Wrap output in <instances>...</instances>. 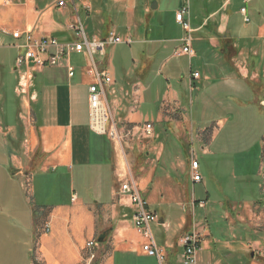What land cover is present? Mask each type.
Listing matches in <instances>:
<instances>
[{"label": "crops", "instance_id": "1", "mask_svg": "<svg viewBox=\"0 0 264 264\" xmlns=\"http://www.w3.org/2000/svg\"><path fill=\"white\" fill-rule=\"evenodd\" d=\"M182 9L187 10L183 18L189 23L191 59L174 55L186 36L175 20ZM77 22L89 40L104 39L112 32L132 40L130 45L106 47L104 56H93L97 68L112 80L104 87L106 104L111 97L115 106L125 107L120 123L113 126L124 139L136 140L130 152L119 151L107 135L90 128L88 89L93 78L87 53H71L55 67L36 70L29 94L15 93V60L25 50L24 39L15 40L11 34L30 32L36 39L67 43L74 40ZM13 51V62L5 66V53ZM67 66L74 69L72 77ZM191 73L199 78L191 80ZM156 80L167 94L156 122L166 130L183 126L188 132L179 89L172 90L173 84L183 89L217 82L234 99L251 97L252 103L264 108V99L259 98L264 89V0H0V87L13 83L18 101L15 123L0 114V264H159L142 253L144 239L132 221L135 206L118 192L120 182L127 181L125 152L131 159L143 151L142 166L151 173L135 185L147 211L155 216L147 196L151 187L163 191V184L179 189L183 184L177 174L178 156H168L165 163L157 135L138 140L144 137L141 127L153 125L141 124L137 109ZM197 137L209 144L212 132L199 131ZM260 151V197L250 206H223L230 213L225 220L229 224L225 231L230 233L220 249L214 235L200 228L196 264H257L249 262L248 249L254 244L264 251V231L252 230L249 212L259 210L264 201V136ZM237 224L259 237L250 247L242 241L243 247H234L237 231L232 226ZM184 228V218L175 224L160 218L157 237L151 227L164 255L162 264H180ZM90 241L97 244L93 260L85 251Z\"/></svg>", "mask_w": 264, "mask_h": 264}, {"label": "rangeland", "instance_id": "2", "mask_svg": "<svg viewBox=\"0 0 264 264\" xmlns=\"http://www.w3.org/2000/svg\"><path fill=\"white\" fill-rule=\"evenodd\" d=\"M79 16L83 19V13ZM120 38L123 39L121 36ZM14 56L15 51L11 54L5 53V66L7 61L13 62ZM1 66L5 68L4 65ZM193 68L204 76V73L195 65ZM210 76L219 78L218 75ZM176 85L173 84L172 90L179 89L177 92H179L181 107L184 110L187 134L184 133L183 126L178 127V131L173 127L166 130L164 124L156 122L162 100H165L167 96L160 80H156L150 85L151 87L145 93L143 103L137 109L141 124L146 121L153 122L152 136L157 135V143L163 147V161L168 162V156L176 154L180 160L179 163H181L177 167L179 168L177 173L179 181H183L180 189L178 186L163 184L164 190L159 191L160 186H152L151 192H148L147 195L148 202L158 220L163 218L175 224L184 218V233L194 228L201 241L200 228L206 227L219 241L217 249H220L221 245L229 238L228 234L230 233L225 231L226 226L229 227L225 220L230 213L223 206H250L261 195L259 172L260 144L264 136V108L252 103L251 97L249 99L245 97L234 99L224 89H221L217 82L206 83L203 85L204 87L198 84L188 85L183 89ZM169 92L171 91H167L168 94ZM259 94V98L264 99V89L260 90ZM106 107L109 111V123L112 126L114 124L117 126L120 123L118 118L126 112L124 105L115 106L110 97L109 106L106 104ZM17 110L18 101L13 92V83L10 88L0 87V114L6 115L8 122L15 123ZM203 130L208 133L212 132L209 144L206 141L202 142L197 137L198 132ZM118 137L114 139L109 137V139L119 151L121 148L128 152L132 151L136 140L131 138L128 141L121 135ZM145 139L149 138L141 136L138 140L141 143ZM125 154V164H128V167L124 166L127 171L125 180L138 184L139 180H143L147 173H151V169L142 166L145 161L143 151L139 153V156L131 157V159L128 158L126 152ZM192 158L199 165L198 173L201 177V182L196 184L190 180V169L188 172L186 169L187 166L190 167ZM262 169L264 179V166ZM249 213L252 230L257 234L263 232L264 201L259 210L253 209ZM155 226L156 224H152L151 227L157 237ZM243 227L238 224L232 226L237 231V240L234 241L235 248L243 247L241 241L250 247L254 240L259 238L252 236L251 231L247 228L243 229ZM248 250V254L249 252L252 254V259L249 262L264 264V251L261 253V250L259 251L254 244ZM200 251L201 249L197 252V256Z\"/></svg>", "mask_w": 264, "mask_h": 264}, {"label": "built area", "instance_id": "3", "mask_svg": "<svg viewBox=\"0 0 264 264\" xmlns=\"http://www.w3.org/2000/svg\"><path fill=\"white\" fill-rule=\"evenodd\" d=\"M247 1L249 0H245V2ZM3 2L8 3V0H3ZM58 6H63V2H58ZM186 11V9H182L175 15L177 24L180 25L186 33V36L181 40L182 45L174 52V55L187 56L191 59L193 57V51L189 45V23L183 18ZM241 13L243 14V21L247 23L248 18L245 14V9H241ZM73 29L75 31V39L67 43H60L54 38L43 37L36 39L30 32H14L11 34L12 38L15 40L21 38L24 39V45L22 48L25 50L24 54L19 55L15 60L16 70L18 71V82L15 88V93L20 97H24L29 94L36 70L42 69L46 66L55 67L71 53L80 54L85 52L91 59L89 73L93 78V82L88 89L90 128L97 134L107 135L112 139L119 138L116 128L109 123V111L104 100V87L110 85L112 80L106 71L99 70L97 68L93 61V56L96 54L104 56L105 48L110 45H130L132 41L130 38L121 39L114 33H109L101 40H89L86 37L83 25L80 22H77ZM67 73L69 77H72L74 75L73 67L67 66ZM198 78V73L190 74L191 80H196ZM101 108H104L105 121L102 123L101 128H97V125L101 124ZM141 132L145 138L151 137L152 125L144 124L141 127ZM189 169L191 173V182L193 184L201 182V177L198 173L199 165L194 158H192L190 162ZM118 192L121 195L128 196L135 206L132 221L135 230L144 239L141 247L142 253L147 257L156 259L159 264H162L164 261L163 252L154 242L151 232L152 224H158L157 217L147 211L146 203L138 193L134 181H121ZM47 231L48 228L45 227V232ZM180 244L182 247L180 264H196L197 252L200 250L201 238L194 228L183 234L180 238ZM96 245L95 241H90L85 245V251H88L87 257L89 260H93L95 257L92 250Z\"/></svg>", "mask_w": 264, "mask_h": 264}, {"label": "bare ground", "instance_id": "4", "mask_svg": "<svg viewBox=\"0 0 264 264\" xmlns=\"http://www.w3.org/2000/svg\"><path fill=\"white\" fill-rule=\"evenodd\" d=\"M74 30V29H73ZM74 39H75V31H74ZM101 121H100V123L101 124H98L97 125V128H101L102 127V123L105 121V116H104V108H101ZM136 189H137V187H136ZM138 191V190H137ZM138 193H139V191H138ZM140 194V193H139ZM142 198V197H141ZM143 199V198H142ZM146 203V202H145ZM146 206H147V203H146ZM153 239H154V237H153ZM154 242H155V240H154ZM156 243V242H155Z\"/></svg>", "mask_w": 264, "mask_h": 264}, {"label": "water", "instance_id": "5", "mask_svg": "<svg viewBox=\"0 0 264 264\" xmlns=\"http://www.w3.org/2000/svg\"><path fill=\"white\" fill-rule=\"evenodd\" d=\"M103 236H104V235H102L101 237H99V239H98V242H99V243L102 242V240H103Z\"/></svg>", "mask_w": 264, "mask_h": 264}]
</instances>
